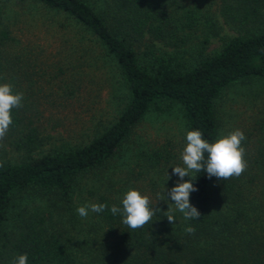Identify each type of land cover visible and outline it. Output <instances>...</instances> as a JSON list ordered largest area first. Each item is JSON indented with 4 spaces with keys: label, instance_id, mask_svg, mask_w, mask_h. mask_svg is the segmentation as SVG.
I'll list each match as a JSON object with an SVG mask.
<instances>
[{
    "label": "trees",
    "instance_id": "obj_1",
    "mask_svg": "<svg viewBox=\"0 0 264 264\" xmlns=\"http://www.w3.org/2000/svg\"><path fill=\"white\" fill-rule=\"evenodd\" d=\"M0 2L30 4L50 22L48 37L39 31L21 48L34 53L38 71L31 65L22 70L13 57L0 55V82H118L121 99L116 120L78 145L45 134L51 118L34 102L12 109V124L0 140V264H13L21 254L27 264H264V149L245 155L239 177L194 172L198 190L190 202L201 215L185 221L174 211L175 224L164 216L175 205L156 180L157 169L170 160L167 151L148 150L140 170H129L120 188L110 174L138 125L160 103L179 104L188 131L198 129L210 142L219 138V97L235 84L264 81V0ZM220 17L241 25L243 33L187 64L179 51L182 34L204 23L206 45L219 34ZM8 35L2 32L0 48ZM129 189L158 207L137 230L110 211L112 205L122 208ZM89 203L108 207L80 217L76 209ZM252 222L261 232L246 239L243 225ZM189 224L194 234L184 231Z\"/></svg>",
    "mask_w": 264,
    "mask_h": 264
},
{
    "label": "rangeland",
    "instance_id": "obj_2",
    "mask_svg": "<svg viewBox=\"0 0 264 264\" xmlns=\"http://www.w3.org/2000/svg\"><path fill=\"white\" fill-rule=\"evenodd\" d=\"M42 15L36 9H32L30 4L0 2V38L2 32L8 31L9 34L6 46L1 47L4 50L0 48L2 51L0 55L13 57L22 70L31 65L30 71H38L33 65L34 62L32 63L34 53L23 52L21 48L24 44L36 41L34 35L39 31L46 33L45 27L50 22ZM203 25L206 24L203 23L182 34L184 41L179 43L181 45L179 51L189 65L202 53H215L230 39L243 33L241 25L230 24L224 17H220L217 25L219 34H212L210 43L204 45L203 33L207 26L203 28ZM4 42L5 40H0V44ZM168 49L176 50L170 47ZM0 83L14 85V91L23 93V100L38 105L39 113L51 118L50 123H45L44 133L64 138L63 140L70 145L87 142L112 124L116 120L121 103L118 82H32L34 84L32 87L29 85L30 82H18V85L14 82ZM217 104L219 137L237 128L243 130L246 136L241 145L245 149L244 158L249 153L256 156V152L264 149V81L253 79L235 84L223 92ZM187 131L183 110L179 104L167 102L158 104L138 125L125 155L116 160L115 168L110 172L117 188H120L123 180L130 177L129 170L134 169L136 172L140 170L146 152L152 148L170 154V160L157 169L156 180L165 190L175 186L173 182L176 184L178 177L172 175L171 170L175 165L182 166L180 155L187 143ZM248 149L251 150L246 153ZM149 182L146 181L145 186ZM257 217L258 220L263 218L259 211ZM243 226L246 239L253 238L261 232L259 228H255L253 222L249 226L245 224Z\"/></svg>",
    "mask_w": 264,
    "mask_h": 264
},
{
    "label": "clouds",
    "instance_id": "obj_3",
    "mask_svg": "<svg viewBox=\"0 0 264 264\" xmlns=\"http://www.w3.org/2000/svg\"><path fill=\"white\" fill-rule=\"evenodd\" d=\"M23 93L16 92L9 83H0V140H2L12 124V109L23 106ZM246 139L241 129H235L227 135H221L214 142L203 137L198 129L189 130L186 133V145L180 155L181 165L172 167V175L178 177L175 186L166 189L168 200L175 205V209L169 207L164 211V216L170 224L176 223L174 211L183 214L184 220L198 219L201 212L190 202V193L197 191L193 180L197 177L194 172H206L208 178L216 177L219 180H227L233 176L239 177L246 169L244 159L245 149L241 146ZM207 153V158H205ZM188 176L191 179L185 180ZM162 201V200H161ZM108 207L107 204L89 203L79 206L76 211L80 217H87L89 210L94 213H102ZM156 206L151 205L148 195L142 194L137 189H129L122 200V208L111 206L113 215H122V223L131 230H137L148 224L156 213ZM187 234H194L196 229L187 225L184 229ZM27 254L19 255L13 264H27Z\"/></svg>",
    "mask_w": 264,
    "mask_h": 264
}]
</instances>
